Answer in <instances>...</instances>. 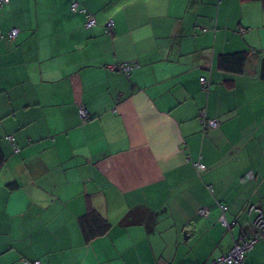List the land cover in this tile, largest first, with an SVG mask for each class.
I'll list each match as a JSON object with an SVG mask.
<instances>
[{
	"label": "crops",
	"instance_id": "obj_1",
	"mask_svg": "<svg viewBox=\"0 0 264 264\" xmlns=\"http://www.w3.org/2000/svg\"><path fill=\"white\" fill-rule=\"evenodd\" d=\"M73 1L0 7V264H211L264 211V0Z\"/></svg>",
	"mask_w": 264,
	"mask_h": 264
},
{
	"label": "built area",
	"instance_id": "obj_2",
	"mask_svg": "<svg viewBox=\"0 0 264 264\" xmlns=\"http://www.w3.org/2000/svg\"><path fill=\"white\" fill-rule=\"evenodd\" d=\"M10 0H0V7L4 6L5 4H8ZM71 10L72 11H78L80 13H84L87 17L86 26L90 27L93 26L96 23V20L92 17L91 12L83 6L78 0H74L71 4ZM114 27L113 20L109 21L107 24V32H109ZM20 30L18 28H13L9 32V37L14 39L18 36ZM123 71H128L131 69L129 66H121L119 68ZM201 83L203 84L204 88H208L209 82L205 77H202L200 79ZM82 116H87V111L85 108H82L81 110ZM87 118V117H86ZM205 115L201 117V121H204V129L209 130L211 128H216L219 126L220 122L218 119H209L205 120ZM198 168L204 169V165H198ZM248 179H253V174L249 173L247 175ZM219 207L222 211L220 220L225 226V228L229 229L235 225V222L232 221L231 223L227 220L226 212L228 211V206L222 203H219ZM201 214L205 215L208 213V210L202 209L200 211ZM249 219L247 221L248 225L253 228V233L246 237L245 235H241L234 243L231 250L223 254L221 256H218L217 258L213 259L211 261V264H247L246 263V255L248 252L254 249L256 244L264 239V212L262 209H260L258 206L252 205L249 207L248 211ZM34 264H41L40 261L34 262Z\"/></svg>",
	"mask_w": 264,
	"mask_h": 264
},
{
	"label": "trees",
	"instance_id": "obj_3",
	"mask_svg": "<svg viewBox=\"0 0 264 264\" xmlns=\"http://www.w3.org/2000/svg\"><path fill=\"white\" fill-rule=\"evenodd\" d=\"M248 57H249V51H247V50L236 51V52H231V53H224V54H221L219 56V58H218V65H219V68H221V69H223L225 71L232 72V73H242L243 70H244L246 61L248 60ZM204 115H205V118H206L205 120H209L210 119V118H207L206 114H204ZM203 122L204 121H201L202 125L204 126V123ZM4 160H5V156H4L3 152H2V150L0 149V166L4 163ZM249 173H252V172L246 173L245 176H244V178H243V180H247L248 179L247 175ZM254 177H255V175L253 174V178ZM252 205L258 206L256 204H252V203L248 204L246 206V208H245L246 215H248L247 211H248L249 207L252 206ZM87 216L89 218H91L92 221H97L101 225V230H107L108 227L110 226V223H108L105 219H103V217L97 211H95V210H92ZM248 219H249V216L244 221V224H242V226L244 228H246L247 230H250L251 231L250 234H248V235L246 234V237H249L253 233V228L251 226H249L248 223H247ZM233 221L235 222V225L233 227H235L237 224L240 225L237 222V220H233ZM242 230H243V228H242ZM241 235H244V234L242 233ZM246 259H247V255H246Z\"/></svg>",
	"mask_w": 264,
	"mask_h": 264
},
{
	"label": "rangeland",
	"instance_id": "obj_4",
	"mask_svg": "<svg viewBox=\"0 0 264 264\" xmlns=\"http://www.w3.org/2000/svg\"><path fill=\"white\" fill-rule=\"evenodd\" d=\"M217 4H218V2H217Z\"/></svg>",
	"mask_w": 264,
	"mask_h": 264
}]
</instances>
